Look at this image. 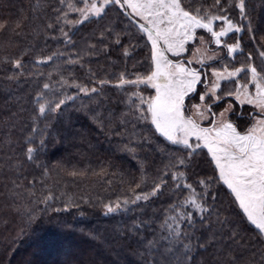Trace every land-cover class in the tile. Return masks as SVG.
<instances>
[{
	"label": "trees",
	"instance_id": "16d2710c",
	"mask_svg": "<svg viewBox=\"0 0 264 264\" xmlns=\"http://www.w3.org/2000/svg\"><path fill=\"white\" fill-rule=\"evenodd\" d=\"M74 2L0 0V264L76 247L81 260L53 264H264V238L206 150L190 155L144 118L148 85L120 86L149 71L141 23L116 3L79 23ZM180 2L231 19L235 57L264 67V0H244V14L239 0ZM235 117L244 131L251 118Z\"/></svg>",
	"mask_w": 264,
	"mask_h": 264
},
{
	"label": "snow or ice",
	"instance_id": "6c2138e0",
	"mask_svg": "<svg viewBox=\"0 0 264 264\" xmlns=\"http://www.w3.org/2000/svg\"><path fill=\"white\" fill-rule=\"evenodd\" d=\"M109 3L119 4L121 8H130L136 16L147 22L148 27L144 24H141L140 27L152 42V58L155 62V71L146 79L136 81L121 79L120 86L137 83L151 85L155 90V96L142 102L147 103V111L151 115V123L155 126V130L172 143L183 144L187 148L193 149V153L190 155L194 154L195 149L200 148L201 144L197 143L193 147L189 138L195 137L197 141H203V147L208 149L215 162V167L219 170L220 179L235 194V199L239 202L243 213L246 214V219L261 232H264V118L258 119L245 133H241L237 130V126L226 118V113L232 111V106L229 105L219 113L218 119L210 121L211 127H201L195 120L184 114L185 97L196 91L198 83L204 82L201 80L200 72L195 68L185 67L183 64H173L164 55L165 51L183 50L184 43L194 37L197 28L206 29L211 33L217 45L221 44V37L232 31L239 32L241 29L235 27L231 19L225 15L206 14L201 16L200 9H196V14H193L192 11L182 7L180 0H103L100 7L93 3L91 10L99 15L104 10V6ZM215 3L219 5L220 0H215ZM238 7L241 14H244V0H239ZM216 20L223 21L227 27L220 31H214L213 22ZM161 41L167 46L166 49L160 47ZM225 47L231 55L239 50L240 44L237 41V43L225 45ZM260 56L264 57V52H261ZM249 59H251V54H249ZM248 67L257 90L255 98L250 97L247 91L241 92V89H246V85H240L235 93L236 99L241 103L255 104L260 108L261 116L264 117V84L260 83L264 76H260L256 67L250 65ZM245 70L244 67H241L233 71H228L227 68L224 69V72L213 71L212 75L215 77V81L208 91L199 95L201 103L193 105V107L199 110L206 98L211 99L209 92L215 96L216 90L220 88L221 80L235 77ZM44 87L48 88L49 85L45 84ZM233 94L232 92L227 93L228 96ZM222 98L217 96L216 100ZM63 103L64 101L61 100L56 104V108H59ZM206 107L208 111H211V105ZM39 112H45V104H40ZM200 114L202 115V113ZM212 115L215 117L216 113H212ZM32 151L33 149H28L29 153ZM180 163L183 164L184 161ZM200 183H204V181ZM187 187L190 188L191 185ZM159 188L160 185H156L153 194ZM141 198L147 199L148 196L137 197V199ZM188 203L200 208L194 199ZM106 207L109 212L116 210L110 206ZM188 215L191 216V213ZM172 219H176V217H172Z\"/></svg>",
	"mask_w": 264,
	"mask_h": 264
},
{
	"label": "rangeland",
	"instance_id": "374dc122",
	"mask_svg": "<svg viewBox=\"0 0 264 264\" xmlns=\"http://www.w3.org/2000/svg\"><path fill=\"white\" fill-rule=\"evenodd\" d=\"M74 1L75 0H73V3L70 4L73 7H75L76 5V2ZM79 1L81 2V6H78L79 12H78L77 22L79 23L84 21L86 16L87 18L96 17L102 14L104 11L103 10L99 15H97L91 10V5L93 3H95L97 7H100L103 4V0H79ZM107 5L104 6V9ZM126 9L132 17H134L137 21H139V23L144 24L146 27L149 26L146 21L136 16L135 13H133L130 8H126ZM225 27H227L226 24L216 25L213 22L214 31H220L221 29ZM230 33L231 32H229L228 34ZM146 38L149 44V47H148V57H149V65H150L149 71L145 76L135 78L133 81H136L138 79H146L149 75L152 74L153 71H155V62L153 61V58H152V42L148 39V36ZM231 40L235 41L232 44L236 43L235 37L229 38L227 36H223L221 37V44L217 45L214 42V39L212 38L211 33H209L206 29L197 28L195 29L194 37L190 40H187L184 43L183 50L174 49L171 52L165 51L164 55L167 57L168 60L172 61L173 64H183L185 67L197 69L201 74V80L204 81L203 83H198L196 85V91L192 92L193 94L192 96H194L193 98L188 97L191 95V93H189V95L185 97V98H189V99H185V102H184V106L186 108V111H184V114L186 117H191L201 127H211L212 124L210 123V121L218 119L219 113L223 111L224 108H227L229 105H231L232 111L231 113L230 112L226 113V118L230 122H232L234 125L236 124L238 127L242 126V125L239 126L237 123H235V119H236L235 115L238 112V110H240V112L242 113L244 112V115L246 118H249V117L251 118L250 124L246 126L247 128H245L244 131L241 132V133H245L249 128H251L256 123L258 119H261L264 117H262L259 114H256L257 111L261 112L259 107H257L255 104H248L247 102L241 103L240 100L236 99L235 93H236L238 86L246 85V89H241V92L247 91L250 97L255 98L257 90L255 87V83L252 81V73L248 66L250 65V66L256 67L257 72L260 74V76H264V67L260 69L256 64H253L249 59V55L246 57L239 55L238 58L235 57L234 55L235 52L230 55L225 45H232L231 43H229L231 42ZM160 47L162 49L167 48V46L164 45L162 41L160 42ZM189 61H191V63H189ZM241 67H244L246 70L238 73L237 76L235 77H229L227 80H221L220 88L216 90L215 96H212L211 92H209V96L211 97V99L206 98L205 102H203L202 107L199 110L193 107V105L201 103L199 101V95L208 91V89L211 88L212 83L215 81V77L212 75L213 71L224 72L225 68H227L228 71H233L236 68H241ZM260 83L264 84V79H261ZM137 84H141V85L146 84L150 88H152L151 85L147 83H137ZM152 90L154 91V93L151 95V97L145 98L144 101H148L153 96H155V90L153 88ZM89 92L90 90H85V94H88ZM228 92H232L234 94L232 96H228L227 95ZM217 96L223 97L224 99L216 100ZM241 99H243V96H241ZM213 101H215V103H213ZM236 103L239 106H241L242 109L238 108ZM209 104L211 105L212 111L216 113V116L213 118V120L210 114L211 112L208 111L206 107ZM142 105L144 107L143 109H140V110H142L145 117H147L146 118L147 121L151 123V115L147 111V103L143 102ZM200 113H202V115ZM250 114H252V116H249ZM241 122L242 124H244L245 120L240 121L239 123ZM151 125L155 129V126L152 123ZM189 142L193 144V147H195V145L199 143L201 144V148L206 150L208 156L211 159V163L214 167L215 173L217 175V179L221 182L224 188L229 191L231 197L233 198V201L236 202L235 204L240 209V211L243 213V210L239 207V202L235 199V194L220 179L219 170L215 167V162L212 160L211 154L208 152V149L206 147H203V141H197L195 137H190ZM156 193H157V190L155 191V194L153 195H156ZM193 196L194 194L189 195V197H193ZM192 208L196 211L201 210V208H197L193 205H192ZM177 211L180 212V214H182V217L184 216V213H185L184 207ZM243 215L246 218V214L243 213ZM170 224H172V221H170ZM253 226L260 232V234L264 238V232H261L255 225ZM176 232H177V229L175 228V233L173 229V235H176L177 234ZM83 251L82 250L80 251L78 247L74 249L71 248V249L63 250L62 252H60V254H58L54 258L52 256V257L44 259L42 261L43 263L41 264H53L56 260L65 261L69 259L70 257L72 259L75 258V259L81 260V257L84 254Z\"/></svg>",
	"mask_w": 264,
	"mask_h": 264
},
{
	"label": "flooded vegetation",
	"instance_id": "af4514ba",
	"mask_svg": "<svg viewBox=\"0 0 264 264\" xmlns=\"http://www.w3.org/2000/svg\"><path fill=\"white\" fill-rule=\"evenodd\" d=\"M210 105V104H209ZM242 107H240V109H241ZM211 113V116H212V113H213V111H212V108H211V111H210ZM258 112V114H260V112L259 111H257ZM249 116H252V114H250ZM237 117L239 118V117H245V115H244V113H240V110H238V112H237ZM248 117V116H247ZM237 121L235 120V123H236ZM236 125V124H235Z\"/></svg>",
	"mask_w": 264,
	"mask_h": 264
}]
</instances>
